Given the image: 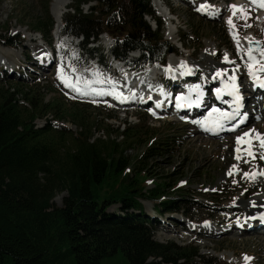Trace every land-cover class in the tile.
<instances>
[{"label": "trees", "instance_id": "1", "mask_svg": "<svg viewBox=\"0 0 264 264\" xmlns=\"http://www.w3.org/2000/svg\"><path fill=\"white\" fill-rule=\"evenodd\" d=\"M88 1H74L77 4L74 14L66 17L67 27L85 34L122 29L121 35L113 33L123 35L118 52L139 46L148 49L153 60L163 59L165 41L160 33L152 34L142 19L152 11L147 0H131L130 6L119 0H92L97 6L89 15L81 14L78 5ZM51 26L47 18L38 19L33 28L47 32ZM4 38L8 44L15 43L10 35ZM38 97H43L39 88L25 96L27 107L13 92L0 91V264H103L117 251L129 264H159L147 262L150 257H160L166 264H217L198 256L194 247L155 242L145 220L134 212L142 209L140 199L181 192L177 182L171 188L165 182L145 189L139 159L134 161V173H126L132 161L123 153L131 141L139 142L141 126L117 131L121 143L100 138L90 142L94 124L86 129L84 118L94 107L76 101L65 104L70 101L60 95L53 103ZM63 107L70 109L72 122L80 131L53 127L47 120L42 128L34 127V121L50 111L55 119H62ZM68 139L77 147H65ZM153 142L144 154L160 153V147L151 146ZM61 191H66V196L58 206L53 198ZM112 204L125 212L107 211ZM161 205L164 210L181 208L175 202L163 201Z\"/></svg>", "mask_w": 264, "mask_h": 264}, {"label": "rangeland", "instance_id": "2", "mask_svg": "<svg viewBox=\"0 0 264 264\" xmlns=\"http://www.w3.org/2000/svg\"><path fill=\"white\" fill-rule=\"evenodd\" d=\"M74 1L75 0H68L66 8L63 11V19L65 16L69 17L71 14H74V6L77 4ZM170 1L171 0H168V4ZM235 1L236 0H223L226 6V19L220 20V22L216 20L206 21L196 15L193 16L191 10L187 8V5L175 1L174 4L166 6L169 11L163 6L165 11L170 12V15L173 17L172 23H168V20L165 21L164 17L160 19L162 25L159 33L163 41L167 40L168 47L165 51L167 57L176 58V55L184 56L187 58V61L192 64L197 63L199 58L204 57L202 62L206 64V68L210 71L218 67L221 60L215 61L210 58L209 55L204 56V54H208L207 52L211 53L217 49H222L224 54H237L238 49L235 48L234 50L229 40V38H233L229 36L232 30L227 19L230 18L232 13V9L230 10L229 6ZM185 2L188 1L185 0ZM46 3L48 4V13L45 11L44 7ZM51 3L52 0H0V65L3 68H7L6 71L4 69L0 71V91L7 90L13 92L19 103H23L27 107L25 96L27 97L29 93H34L38 88L43 94V97L38 98H43V102L46 103L55 102L60 95L58 92L61 91L65 96L74 98L68 92L64 91L66 89H62V84L59 79V72L61 71L58 70V65L53 68L51 64L50 67L47 68L49 71L42 73L41 76L42 70L40 69V65L37 67V74L34 69L36 67L30 63V60L33 58H31V54L38 52V49L44 50V48L46 49L48 47L47 41L41 40L40 33L36 31L30 33V30L34 29L33 27L38 19L46 21L48 14L51 17L52 26L54 25L55 15ZM124 4L130 6L129 0L125 1ZM148 4L150 8L158 11L159 7H156V2L150 0ZM94 6H96L95 2L89 5L81 3L78 10L81 14H84ZM247 10L250 14L246 19L242 18L239 13L233 15L231 19L236 23L237 31L245 29L246 33L251 34L254 39L259 41L261 47H264V29L262 27V31L259 32L255 30L256 26L254 25L255 22L258 21L257 16L260 10L255 8H249ZM154 12L155 15H157L156 11ZM142 19L147 23V26L151 28V33L153 34L155 31L152 30H155L156 26L151 20L150 15L144 14ZM60 23H63L62 25L65 29H70L67 28V22ZM246 24L250 26L246 27ZM62 25L58 24L59 27ZM184 27L185 29H183ZM158 28L159 27H157V29ZM59 30L61 31L62 27L59 28ZM110 30H115L113 33L117 32L118 35H121L119 29L112 27ZM168 30H171L173 33H168ZM253 31L254 34L260 33L261 37L256 38ZM7 33L15 34L17 38H20L19 41L23 45L21 47L6 46L4 44V35ZM182 37H184L183 48L178 42V39L182 40ZM42 38H49L50 41L48 42H51L53 40L52 32H50V35L45 34ZM170 39H172L173 42H171ZM37 42L41 43V46L44 48H40L36 45L38 44ZM169 49H171V51H169ZM174 53L176 54L175 56ZM195 58L197 60H195ZM47 59L48 58H46L44 62ZM199 60L201 61V59ZM57 63L59 64V60H57ZM65 66L66 69H64V71L70 73V67L72 66L68 63L67 65L65 64ZM33 76H37V78ZM167 82H170L168 78ZM196 92L197 90L193 94L196 95ZM70 103L71 102H65V104ZM109 104L108 102L106 105ZM94 106L98 108L88 111L84 118L87 120L85 125L86 129L89 124H94L92 131L93 136L90 138V142L100 138L103 140L115 139L121 143L122 136L117 134V131L123 132L126 131V129L134 131L135 125L138 122H144L145 125L141 130L142 134L138 135L139 142L133 143V141H131L130 146L125 147L123 154L127 159L132 161L128 165L130 172L127 171L126 173H134L136 167V162L134 161L139 159V168L144 169L140 178H142L141 182L145 189L156 187L158 183L161 184L165 182L171 184L170 188L176 182L180 187L177 189L181 192H177V190L173 193L167 192L164 197L168 202H175L181 205V208H178L176 212H170L168 210L162 212L157 209L158 212L156 213H158V215H153L151 213L152 210H150L151 205L143 203V211L146 212L148 221H151L153 225H155L153 238L156 241L159 243L170 242L169 244L172 243L171 245L176 246H195L198 248V253L200 255L217 258V264H245L243 260L244 254L252 257L248 264H264V241H259L257 238V240H254V236H252L253 238L251 236L246 237L245 233H243L245 235L235 236L230 232L224 233L220 231L218 234L214 233L213 236H201L202 239H199L193 238L185 232V230H189V228L195 229L191 223L192 218L196 221L201 219H219L218 215L220 214L217 213L219 211V203L230 205L228 207L230 209L232 206L240 208L236 200H242L244 202L249 200L253 201V199L258 201L264 200V182L253 188L251 184L252 176L245 175V173L250 174L254 171L255 167L258 165L262 166V168L264 167L262 159H260V162H251V160H257L258 153L259 157L262 155V151H260L258 145H254V149L250 150L254 156H249L248 151H245V156L243 155L242 158H238L233 150V145L235 144L231 141V138L236 137V135L229 137L225 136V138L219 140L209 139L196 135L195 131L190 126H186L183 123L168 122L167 117L160 120H150L146 112L124 111L116 108V105H111L109 108L100 104H95ZM63 108L66 112L63 114L62 119L56 120L53 117L52 111H50L41 118H37L34 121V126H43L46 119L54 123V125L66 127L74 133L80 131L81 129L72 122L73 118L70 116L71 114L69 115L70 109L66 107ZM107 113H109V116H107ZM260 117H264V113H262ZM250 125L264 132V123L253 122ZM247 128L243 131H247ZM81 132H83V130ZM128 135H130L129 132ZM171 140V144L164 146L166 150H159L162 154L150 151L146 153L148 155L144 154L151 142L154 141L151 146L155 144L161 146L158 142ZM65 147L75 148L77 145L74 144L73 140L68 139ZM237 165H239V167ZM234 166H236L240 172H235L233 169L232 171L231 168ZM230 171L231 175H229ZM263 178L264 177L261 176L258 183H260ZM64 196H66V191L58 192L53 198V203L60 206ZM216 205L217 207L214 208ZM188 206H191L189 210L190 213L188 216H185L184 210L187 209ZM113 210H118L117 206L113 204L109 206V209L107 208V211ZM119 213L122 215V211ZM175 213H182L183 216L174 217L176 216ZM233 214L234 211L227 210L223 213V217L229 218L233 216ZM231 227H233V224H231ZM216 228L221 229L223 227L218 225ZM150 261L166 264L162 262L160 257L156 259L153 258L152 260L150 259L148 262ZM180 261L181 260H178V262ZM103 264H129V262L121 252L117 251L113 255L107 256Z\"/></svg>", "mask_w": 264, "mask_h": 264}, {"label": "bare ground", "instance_id": "3", "mask_svg": "<svg viewBox=\"0 0 264 264\" xmlns=\"http://www.w3.org/2000/svg\"><path fill=\"white\" fill-rule=\"evenodd\" d=\"M186 1H188V2H191V0H186ZM67 3H68V0H52V6H53V10H54V15H55V19L57 20V21H59V20H61V17H62V14H63V11H64V9L66 8V5H67ZM246 4H248V1L247 0H236L232 5H240V6H243L244 8H245V5ZM160 7H163L162 5L160 6ZM52 10V11H53ZM217 10H219V9H217ZM261 11H263L264 12V9L263 8H261L260 9ZM161 13L163 14V17L164 18H166V20H168L169 22L168 23H172L173 21V17L170 15L171 13L170 12H166L165 11V9L163 8L162 9V11H161ZM213 14H218V13H213ZM213 14H211L210 16H211V18H215V16L213 15ZM164 23H165V21H164ZM166 26V25H165ZM168 26H170V25H168ZM170 28V27H169ZM167 30V29H166ZM169 31V30H168ZM168 33H173V32H171V30L168 32ZM167 34V33H166ZM177 35V34H176ZM175 36V35H174ZM174 39V38H173ZM177 39V38H176ZM175 39V40H176ZM251 38L250 37H248L247 38V41L249 42V40H250ZM171 40V42H173L172 41V39H170ZM39 51H38V56L39 57H42V56H44V55H46L44 52H43V49L41 50V49H38ZM40 53H42V54H40ZM205 53V52H204ZM208 53V52H207ZM83 54V53H82ZM46 58H48V57H46ZM45 58V59H46ZM44 59V60H45ZM43 60V61H44ZM168 66L170 65V64H173L174 66H175V68L177 69V70H182L183 69V67L185 66V62H184V60H186L187 61V58H185L184 56L183 57H179L178 58V56H176V58L175 57H168ZM188 62V61H187ZM189 63V62H188ZM168 66H166V67H168ZM59 68H60V71L61 72H59V76L60 77H64V78H66L67 79V81H68V83L69 84H72V85H79V86H81V87H79V88H81L82 90H84V91H86L87 92V94L85 95V94H81L80 92H77L75 89H74V87H69V86H67L66 84H65V82L62 80V78H61V80L63 81V83H64V86H65V88L69 91V92H73V93H78V94H81V95H83L84 97L85 96H90V93H91V87L86 83V82H78V83H74V77L73 76H71V75H69L67 72H65L64 71V66H63V64H60L59 65ZM186 76H191L190 74H186ZM157 77V76H156ZM123 78L125 79V80H133V82H134V84H138L139 83V81H138V78L137 77H135V76H133V77H130L129 75H127V74H123ZM140 79H142V80H145L144 79V77L143 76H140L139 77ZM188 79H185V80H183L182 81V83H185L186 81H187ZM144 82H146V83H151L150 81H148V80H145ZM151 84H153V82L151 83ZM99 90H103L105 93H112V94H110V95H112V96H117L116 94L118 93V94H120L121 93V89L119 88V86L117 85V84H115V83H111V84H108V85H105V86H103V87H101V88H98ZM191 91H192V93H194L195 91H196V89H195V87H194V89H191ZM120 92V93H119ZM109 94H106L105 95V97L106 98H110L111 100H112V97L110 96ZM163 95L164 96H167V92H164L163 93ZM87 96V97H88ZM135 107H137L136 106V104L134 105ZM140 106V105H139ZM174 112H175V110H174ZM263 125V124H262ZM203 126H205V125H203ZM250 127H254V126H250ZM261 128V127H260ZM207 130V129H206ZM211 131V130H210ZM239 134H241V133H239ZM248 139L249 140H251V143L250 144H240L239 146L237 145V142H236V137H232L231 138V141H232V143L233 144H235L234 145V147L236 148V151H237V148L239 147L240 148V151L242 150V149H250L253 145H254V141H256L257 143H259V140L255 137V134H251L250 133V135H249V137H248ZM256 143V144H257ZM232 150V149H231ZM239 151V152H240ZM239 156H241V154H239ZM242 168V167H241ZM234 170L235 172H240V170L239 169H237L236 168V166H234V167H232L231 168V170ZM232 170V171H233ZM250 190V189H249ZM248 193V192H247ZM251 193V192H250ZM254 194V193H253ZM241 195V194H240ZM246 196V195H245ZM249 197V196H248ZM236 198V197H235ZM240 198V197H239ZM247 200V199H246ZM262 200V199H261ZM237 204L240 206V208H243L244 209V211L246 212V214H248V215H254V214H257V213H260V212H264V209H263V206H264V200H262V201H258V200H256V199H253V201L252 200H249V201H242V200H238L237 201ZM260 206H261V208H262V210L260 209ZM238 207V206H237ZM229 211V210H228ZM258 222V221H257ZM243 233H245V232H239V235H243ZM247 237V236H246ZM252 237V236H251ZM253 238V237H252ZM259 239V241L260 240H262V239H264V237L263 236H259V235H254V240H257V239Z\"/></svg>", "mask_w": 264, "mask_h": 264}, {"label": "snow or ice", "instance_id": "4", "mask_svg": "<svg viewBox=\"0 0 264 264\" xmlns=\"http://www.w3.org/2000/svg\"><path fill=\"white\" fill-rule=\"evenodd\" d=\"M249 3L251 5L258 6L260 8H264V0H249ZM207 7H208L207 5H203L202 4L200 6V9H198V10H205ZM229 7L233 10V15H236L237 13H239V15L242 18L246 19L248 17V15L250 14L248 12V10L245 9L243 6L230 5ZM228 23L230 25V28L234 27V25L232 24L231 17L229 18ZM245 26L247 27V26H250V25L246 24ZM233 38L237 39L235 34H233ZM252 43H253V41L249 40V44L251 45ZM237 48H238V51H239V41L238 40H237ZM259 52H260V56L264 57V47L260 48ZM247 56H248V60L250 61L248 63V65H247L249 76L254 80V82L258 83L260 87L264 88V79H261L259 77V75H258V73H264V63H262L259 60H257V58L253 55V50H252L251 47H249V50L247 52ZM225 60H227V55H225ZM97 75H99V73H97ZM219 75H221V72L217 71V76H219ZM61 78H62V80L65 82V84L67 86L74 87V89L77 92H80L81 94H85V95L87 94L86 91L82 90L78 86L69 84L66 78H64V77H61ZM235 81H236V77L235 76H231L230 77V88H231V91L229 92V94L230 95H234V98L237 101H239L240 100V96L238 94L239 86L235 83ZM102 82L103 81L97 80V81H87L86 83L89 86H91V84H93V83H102ZM109 83H113V82L109 81ZM91 90L93 92H96L99 95L112 94V93H105L103 90H99V89H95V88H92ZM216 93H217V98H219V95L221 93V89H219V88L216 89ZM116 95H117V98H120V95L118 93ZM181 99H183V97H179V96L177 97V107L181 106L180 103H179V101ZM197 99H199V96L197 97ZM213 113H218L216 118L214 120H212V123L215 126H218V127H223V121L230 120V119H233L235 117V112L229 114V113H225V112L221 111L220 109H216V108H213L211 110V112L209 114L210 117L212 116ZM194 123H200V122L199 121H194ZM250 132H255V130H250ZM250 132H245L241 136H237L236 137V142H237L238 146L240 144H250L251 143V140L248 139V137L250 135ZM255 137L259 140L260 146L262 148H264V134L255 133ZM237 151L238 152L240 151L239 147L237 148ZM248 155L249 156H254V154L250 150L248 151ZM260 159H264V155H261ZM229 175H231V171L229 172ZM245 175L248 176V175H254V174L245 173ZM262 175H264V173H262ZM259 219L264 221V213H262L260 215ZM205 223H207V222H205ZM251 259H252V257H249L246 254L243 255V260L245 261V264H248V262Z\"/></svg>", "mask_w": 264, "mask_h": 264}]
</instances>
